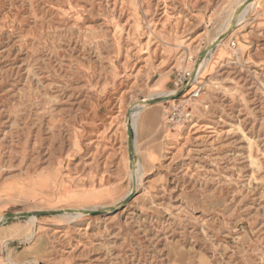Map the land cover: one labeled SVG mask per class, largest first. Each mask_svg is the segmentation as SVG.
Instances as JSON below:
<instances>
[{
	"label": "rangeland",
	"instance_id": "obj_1",
	"mask_svg": "<svg viewBox=\"0 0 264 264\" xmlns=\"http://www.w3.org/2000/svg\"><path fill=\"white\" fill-rule=\"evenodd\" d=\"M243 1L0 0V217L104 209L9 220L0 264H264V0Z\"/></svg>",
	"mask_w": 264,
	"mask_h": 264
},
{
	"label": "water",
	"instance_id": "obj_2",
	"mask_svg": "<svg viewBox=\"0 0 264 264\" xmlns=\"http://www.w3.org/2000/svg\"><path fill=\"white\" fill-rule=\"evenodd\" d=\"M252 1H254V0H245L243 2V4L237 9V12L246 8ZM232 29L233 28H229L224 34L219 36L217 38L216 42L224 40L231 33ZM215 43L205 49V51L201 54L197 63L199 61H201L206 56L208 49L212 50L214 48ZM192 78H193V74H191L190 81L192 80ZM176 96H177V94L174 93L173 95H170V96H160V97L151 98V99L147 100L145 102V104L146 105H154V104L166 102L169 100L171 101ZM126 117H127V121H126L125 134H126V138H127V140H126L127 155H128V161H129V168L131 170H133L134 161H135L136 157H135V150H134V132H133V128L131 125L130 110H128ZM134 191H135V180H134V177H132V191L117 205L118 206L117 208H122L125 205H127L130 202V200L132 199V195H133ZM75 212L76 211L66 209V210H50V211H32V212H25V213H19V214H11V215L4 216L3 221L0 223V225L5 224L9 220H12V219L27 218L29 216H33V217L37 218V217L47 216V215L73 214ZM101 212H104V209H86V210L80 211V213L83 215H94V214H98Z\"/></svg>",
	"mask_w": 264,
	"mask_h": 264
},
{
	"label": "built area",
	"instance_id": "obj_3",
	"mask_svg": "<svg viewBox=\"0 0 264 264\" xmlns=\"http://www.w3.org/2000/svg\"><path fill=\"white\" fill-rule=\"evenodd\" d=\"M235 44L231 43V47H234ZM187 78H190V74H187ZM187 79L184 76H180L177 78V80L174 82V86L176 89H179L183 86L184 82H186ZM197 94H193L192 98H197ZM193 116L189 109L186 108V106L182 104L177 105H170L167 111L164 114V124L169 127H175L177 125H183L188 124L192 121Z\"/></svg>",
	"mask_w": 264,
	"mask_h": 264
},
{
	"label": "bare ground",
	"instance_id": "obj_4",
	"mask_svg": "<svg viewBox=\"0 0 264 264\" xmlns=\"http://www.w3.org/2000/svg\"><path fill=\"white\" fill-rule=\"evenodd\" d=\"M244 1H245V0H244ZM244 1H243V2H244ZM254 1H255V0H254ZM243 2L240 4V6L243 4ZM252 2H253V1H252ZM252 2H251V3H252ZM236 14H237V12L234 13V15H236ZM234 21H235V20H233V24H234ZM231 26H232V25H231ZM229 28H231V27L226 28L225 30L221 31V33L224 34ZM219 36H221V35H219ZM226 38H227V37H226ZM226 38H225V39H226ZM225 39H224V40H225ZM216 40H217V39H216ZM216 40L214 41V43L216 42ZM224 40H221V41L216 42L215 45H216V46H221V45L223 44V41H224ZM199 68H200V64L197 65V69L194 71V78L196 77L197 72L199 71ZM153 98H155V97H153ZM149 99H151V98H148V99L144 100L143 103H145V102H146L147 100H149ZM140 104H142V103H136L135 105H140ZM206 113H207V112H206ZM126 121H127V117H126V115H125V117H124V121H123V123H124V128H125V125H126V124H125ZM132 122H133V124H135L134 121H133V119H132ZM210 125H211V124H210ZM125 129H126V128H125ZM126 139H127V138H126ZM135 163H136V162L134 161V166H135ZM132 174H133V177H134V180H135V184H136V182H137V170H136L135 167H134L133 170H132ZM70 210L76 211L75 214L82 215V214L80 213V211H83V210H86V209L78 208V209H70ZM2 221H3V218L0 217V223H1ZM1 227H2V225H0V228H1ZM8 261H9V260H8ZM10 263L12 264V262H10Z\"/></svg>",
	"mask_w": 264,
	"mask_h": 264
}]
</instances>
